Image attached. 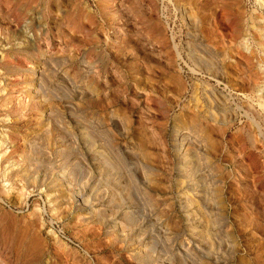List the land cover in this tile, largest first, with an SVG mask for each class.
<instances>
[{
    "label": "rangeland",
    "instance_id": "rangeland-1",
    "mask_svg": "<svg viewBox=\"0 0 264 264\" xmlns=\"http://www.w3.org/2000/svg\"><path fill=\"white\" fill-rule=\"evenodd\" d=\"M222 1L0 0V264H264V0Z\"/></svg>",
    "mask_w": 264,
    "mask_h": 264
},
{
    "label": "bare ground",
    "instance_id": "bare-ground-1",
    "mask_svg": "<svg viewBox=\"0 0 264 264\" xmlns=\"http://www.w3.org/2000/svg\"><path fill=\"white\" fill-rule=\"evenodd\" d=\"M219 21H222L223 24L225 23V25H227L226 22H230L232 24V29H230L229 37L232 36L233 39L235 37H239L240 35L243 34V29H245L244 28L245 26L249 30L253 31V30H256L258 28V25H259V23H257L254 18H252L251 20L249 19V21L247 23H245L244 19H243V12L240 9H236V8L234 9L225 0L222 1V11L220 12V20ZM253 36H255V35H253ZM256 39H258V38H256ZM259 42H260L259 45H261V47H263V49H264V37L261 38L259 40Z\"/></svg>",
    "mask_w": 264,
    "mask_h": 264
}]
</instances>
